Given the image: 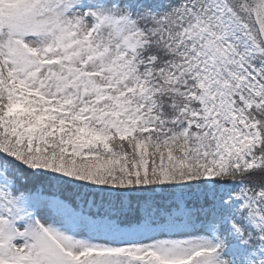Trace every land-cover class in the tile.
I'll return each mask as SVG.
<instances>
[{
	"label": "snow or ice",
	"instance_id": "1",
	"mask_svg": "<svg viewBox=\"0 0 264 264\" xmlns=\"http://www.w3.org/2000/svg\"><path fill=\"white\" fill-rule=\"evenodd\" d=\"M0 264H264V0H0Z\"/></svg>",
	"mask_w": 264,
	"mask_h": 264
}]
</instances>
